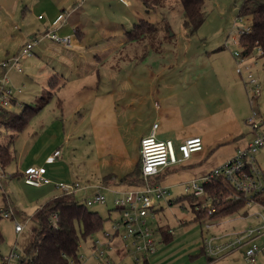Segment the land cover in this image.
Masks as SVG:
<instances>
[{
    "label": "rangeland",
    "instance_id": "rangeland-1",
    "mask_svg": "<svg viewBox=\"0 0 264 264\" xmlns=\"http://www.w3.org/2000/svg\"><path fill=\"white\" fill-rule=\"evenodd\" d=\"M30 1L0 0V63L19 55L22 44L32 43L34 54L19 60L22 74L9 70L5 77L11 76V88L18 86L22 95L38 96L37 91L46 85L40 74L47 67L39 49L43 44L53 45V41L44 37V21L37 20L36 16H45L44 11L60 5L70 13L74 8H81L79 5L83 2L36 0L34 12ZM204 3V22L195 35L187 36L178 0H162L152 9H146L139 0H130L128 7H122L117 0H85L83 7L89 11L86 12L89 22L82 32L87 51L80 49V53L86 55L92 76L88 74L86 79L83 76L71 81L76 86L75 91H80L78 94L67 95L63 90L65 100L75 97L82 102L81 113L85 119L82 124L71 118L65 122L67 140L60 142L55 152L58 165L49 173L52 183L78 181L81 187L91 190L103 177L111 176V172L119 179L123 173L117 174L113 167L123 160V153L127 156L123 162L129 170H135L140 163V139L150 134L153 124H157L156 138L170 140L177 156V147L186 138L197 136L202 141L201 152L192 153L190 159L176 165L160 168L159 183L168 188L169 195L159 201L161 207L155 213L152 227L166 229L172 235L170 241L163 242L161 235L156 234L160 243H157V253L149 256V264H249L243 250L229 254L231 256L211 258L200 254L199 248L202 233L203 237L214 236L220 241L232 239L235 232L255 224L249 214L259 212L260 208L254 204L249 209L242 208L206 231L204 226L210 221L196 222L191 207L192 202L202 200L205 194L196 200L184 191L188 181L227 163L256 134L264 135V124L254 134L246 123L252 110L258 112L256 121L264 117V54L257 48L246 57L240 54L238 34L249 26L248 19L239 16L241 0H206ZM140 20L153 24L156 31L128 42L124 32ZM29 27L33 28L34 37L26 33ZM64 27L68 29V23ZM59 34L60 37L71 36L72 41L75 38L72 34ZM234 52L239 58L234 57ZM2 75L0 69V79ZM250 79L259 85L256 95L252 93ZM65 82L64 87H69L71 82L67 78ZM85 84L91 87L88 101V93L83 90ZM59 86L63 87L62 82ZM64 105L66 114L70 113L68 102ZM15 106L11 108L12 113L20 110L14 109ZM9 131L0 124L1 139L7 133L6 140L10 141L14 133ZM254 158L264 172V144L257 149ZM12 166L10 163L3 171L0 168V208L9 201V208L15 212L14 218L0 215V264L2 257L11 251L18 258L23 256L32 235L35 210L59 194L52 185L26 187L23 178L14 174ZM84 191L77 190L74 198L80 200ZM98 192L105 196V204H95L90 209L105 218L103 230H107L120 215L114 208L112 194L102 188ZM16 224L22 226L19 233L14 230ZM97 237L102 238L101 232L92 239L80 240L79 256H90L91 241ZM160 252L165 257L163 263L158 260ZM143 257L137 255L139 261L136 262L135 256L129 255L122 264H139ZM18 258L12 262H18ZM255 264H264V258H257Z\"/></svg>",
    "mask_w": 264,
    "mask_h": 264
},
{
    "label": "built area",
    "instance_id": "built-area-1",
    "mask_svg": "<svg viewBox=\"0 0 264 264\" xmlns=\"http://www.w3.org/2000/svg\"><path fill=\"white\" fill-rule=\"evenodd\" d=\"M127 5V0H119ZM39 19L41 16L38 17ZM242 30L239 31V34ZM238 34V35H239ZM44 37L61 45L70 47L71 39L68 36L60 37L55 33L53 27H50L44 33ZM32 43H26L19 55L13 56L0 63V69H7L11 66L20 71L19 60L22 57L31 55ZM259 51L260 49L257 48ZM261 52V51H260ZM234 57H238L234 52ZM241 62V61H240ZM239 62V63H240ZM6 72V71H5ZM5 72L0 79V112L1 110L11 109L16 103L13 98V91L7 85ZM252 93H259V85L254 79H250ZM258 112L252 110L251 117L246 123L249 125L251 132L254 134L259 132L261 125L264 124V117L258 118ZM157 124H153L149 135L140 139L139 155H140V173L141 185L135 188L115 189L96 185L91 194L85 196L84 202L86 206L92 207L95 204H105V196L98 192L99 188L109 190L113 196V205L120 215L117 221H114L109 229L101 232L102 238H95L91 241V254L89 257L79 256V261L75 263L70 261L69 264H122V260L129 255L135 256V261L139 259L137 255H144L141 264L148 261L150 255L157 251L156 230L152 227V221L155 219L156 211L161 207L159 201L169 195L166 186L159 183L161 175L160 168L176 165L177 163L190 159L192 153L202 151V141L199 137H191L185 139L177 147L178 156L175 154L174 146L170 140H159L155 136ZM264 144V135L256 134L254 139L247 143L243 149H238L235 155L227 161V163L214 167L210 172L196 179H191L184 186V191L189 192L194 197H202L205 194L204 186L216 177H220L229 184L234 191L231 196L232 200H243L244 209L251 208V205H257L260 211L249 214L255 219V224L242 229L233 234L232 239L220 241L219 238L203 237L200 248L207 257L219 258L220 256L230 254L232 252L243 250L244 259L249 264H255L257 258H264V204L256 199V195L262 194L264 191V181L262 180L261 170L256 164L254 154L257 149ZM55 155L48 157V162L53 161ZM23 181L26 185L39 187L51 183L46 177L44 167H29L23 173ZM54 188L59 191V195H72L81 187L78 181L72 182H56ZM87 187V186H86ZM0 189L2 185L0 184ZM207 209L208 217L215 213V206L211 199H206L200 206ZM5 218H14L15 212L9 207L4 208L1 214ZM52 220L56 221V216H52ZM204 228L206 231L219 220H205ZM214 221V222H213ZM202 222V221H201ZM16 233L22 230L20 224L14 227ZM18 258V255L11 251L6 257H2V264H16L12 260ZM115 258V259H114ZM19 259V258H18ZM117 260V262H115Z\"/></svg>",
    "mask_w": 264,
    "mask_h": 264
},
{
    "label": "trees",
    "instance_id": "trees-1",
    "mask_svg": "<svg viewBox=\"0 0 264 264\" xmlns=\"http://www.w3.org/2000/svg\"><path fill=\"white\" fill-rule=\"evenodd\" d=\"M84 1L81 0V3ZM139 1L146 9H152L159 5L162 0ZM178 1L182 8V27L187 36H193L206 18L204 10V2L206 0ZM239 16L245 17L249 21V26L238 35L241 56L246 57L255 48H259L261 53L264 54V0H241ZM156 29L148 21L140 20L138 24L133 25L131 30L124 32V37L128 42H133L148 34H153ZM78 32L76 31V34ZM49 86L51 88L56 86V79L52 78ZM48 99L49 97L45 94L44 97L37 99L36 106L24 107L19 113L9 114L5 110H1L0 124H4L19 133ZM10 161L7 147L0 146V166L4 168ZM261 174L264 181L263 170H261ZM140 176L139 164L135 170L126 174L118 181H115L112 176H106L103 179V183L109 184L112 182L121 184L125 188H135L139 187L142 183ZM204 191V198L191 204L196 222L220 220L234 215L244 208V201L242 199H231V196L234 195L233 188L220 177H216L208 182L204 186ZM190 196L196 200L200 198L193 195ZM208 198L211 199L216 210L211 217H208L205 207H200ZM84 199L85 197L77 201L74 198V194L59 195L37 208L32 216L34 223L32 235L23 256L18 259L17 264H69L70 261L77 263L79 261L80 240L92 239L93 235L102 232L105 222V218L97 211L86 206ZM256 199L264 204V191L262 194L256 195ZM1 211L0 209V214ZM53 215L56 216V221L52 220ZM161 233L163 242L171 240L172 233H169L166 229L161 230ZM199 251L200 254L206 256L202 248H199ZM141 264H148V262L144 261Z\"/></svg>",
    "mask_w": 264,
    "mask_h": 264
},
{
    "label": "crops",
    "instance_id": "crops-1",
    "mask_svg": "<svg viewBox=\"0 0 264 264\" xmlns=\"http://www.w3.org/2000/svg\"><path fill=\"white\" fill-rule=\"evenodd\" d=\"M30 2L33 3L32 9L35 12V9L37 6L36 3H38V2L36 0H35V3L32 0ZM127 2H128V4L126 6L125 4H123L122 2L117 0V3L122 5V7L123 6L128 7L130 5V0H127ZM84 4H85V1L83 2L82 5H79V7H81V8H76V9L74 8L73 11H71L70 13L65 11V9L62 8V6L60 5L61 10H60V6H59V8L54 7L49 12L44 11L43 13L45 14V16H41L40 14H38L36 16L37 20L44 21V24H43V27L45 28L44 32L49 30L50 27H53V30L55 31L56 34H59L61 32L62 34L64 33L63 35L72 34L75 37L74 40L72 41V37L70 36V39H71V46L70 47L61 45V44L56 43L54 41H53V45H51V44L44 45L43 44L40 47V49H39L40 55L44 59V61L47 62V67H46V71H45V69H43L44 72L40 74L41 76H44L43 81L46 83V85H45V88H43L41 91H37L38 96H36V95L32 96L30 94L22 95V91L20 89H17L18 86L16 88H13V89L11 88L12 87L11 85H13V82L10 79L11 76L9 78H7V85L6 86L13 91V93H14L13 98L18 103V105H16L14 109L20 108L19 112L22 111V109L24 107H27V106L29 107V106H33V105L36 106L37 99L44 97L45 94H47V96L49 97L47 102L39 109V111L35 114V116L32 118V120L29 121V123L25 126V128L22 131L17 133L14 130L9 128L11 130L9 132L14 133V135H10L11 136V137H9L10 141L6 140V137L9 135L7 133H6L4 138H2V139L0 138V146H6L7 147L8 154H9L10 160H11L10 163H13L12 169L14 170V174H16L20 178H22L24 171L29 167H44L46 170V177L49 178L50 177L49 173L52 174L51 170L53 169V166L57 167L58 163H55L57 160L56 156H55L56 158L51 162H48L46 159L48 157L55 155V152L57 150H59L58 144H60V142L66 143L67 139L65 138V136L67 137V134H65L64 129H63L65 122L73 119V122L78 121L81 124H82V122L84 123L85 117H83V113H81L82 109H84V106L81 105L82 102H80L75 97L72 98L69 96L68 97L70 99L68 98L69 100H65L66 99L65 96H63L64 95L63 90L66 91L67 95L69 93L70 94L71 93H76V94L80 93L79 90L75 91L76 86H75L74 82H71V81H75V79H78L79 77H83V76L86 79V76L88 74H90V76H92V71L88 70L89 62L87 60L86 55L80 53V49H84V47H85L84 46L85 45V41H84L85 38H84V34L82 32V29L85 28V26L88 25L87 23L89 22L88 21L89 16L86 14V12H89V11H87L83 7ZM25 8H27V7H25ZM72 14H75V15H72ZM39 16H41L40 19L38 18ZM67 23L69 25V28L63 29V28H65L64 26ZM27 29H30V31H27L26 33L33 34L32 37H34L35 34L33 33V28L29 27ZM76 31H79L78 34H76ZM66 33H68V34H66ZM24 45L25 44H22L21 46L23 47ZM45 46H47V48H48L47 50H45ZM49 47H51V50L49 49ZM84 50L87 51L86 49H84ZM20 51H21V49L17 53H20ZM32 51H33V47L31 49V55L34 54ZM30 56L23 57V58H29ZM52 61L54 62L53 64H52ZM50 63H51V65H49ZM1 70H2V74H3L4 70H6V69H1ZM8 71L10 73L15 72L19 75L22 74L21 68L19 71L17 68H15L13 66L9 67L6 70L5 74L8 73ZM80 72L82 73V76H79ZM75 74L77 75V77L75 76ZM52 78L56 79V86H54L53 88H51L49 86L50 80ZM57 78H60L59 81L57 80ZM66 78L68 81L71 82L69 84V87H64L66 84V82H65ZM9 79H10V81H9ZM61 82L63 84V87L59 86V84ZM89 89H91L90 86H87L86 84H85V86H83V90H85L86 93H88V95L86 96V97H88L87 101L90 98ZM73 90L75 92H73ZM75 99H77V101H75ZM64 100L68 102L67 108L71 110V112L68 114H66V112H65L66 106L64 105L65 104ZM12 110L13 109H5V111L8 112L9 114L12 113ZM2 125L5 126L4 124H2ZM89 125H90V122H89ZM5 127L8 128L7 126H5ZM13 136H15V137L13 138ZM0 137H1V132H0ZM194 137H197V136H194ZM189 138H191V137H189ZM67 144H68V141H67ZM16 148H18V149L16 150ZM123 154H125V153H123ZM123 154L121 155V157L123 160H126L127 156L123 155ZM123 160L121 162L117 163L115 165V167H113V169H115L117 171V174L120 171H121V173H123L122 176L118 177L119 179L131 172V170H129V166H127L126 163L123 162ZM10 163L8 165H10ZM123 166H124L125 170H123ZM0 168L2 171L4 170L1 166H0ZM111 176L114 178L115 181L119 180V179L115 178V175L112 172H111ZM103 179H104V177H103ZM103 179L97 185H102L103 187H110V188L112 187L115 189H127L124 186H122L121 184H117V183L111 182L109 184H104ZM53 184L54 183L51 182L50 184H47V185H43V186H39V187H34V186L32 187V186L26 185L24 183V185L26 187H29V188H41V187H46L49 185H52L54 187ZM84 187H85L84 188L85 193L82 195V198L85 197L87 194H91L93 191H95V189L93 187L90 188L91 190H88V187H86V186H84ZM102 189H104V188H102ZM107 191H109V190H107ZM57 196H59V194ZM57 196H54L53 198H55ZM8 202L9 201H5V203H4L5 208L9 207ZM4 207L0 208V209L2 210V209H4ZM161 230H165V229L157 227L156 234L159 233L161 235V238H162ZM168 232L170 233V231H168ZM157 243L159 244L160 242L157 241ZM156 253H157V251H156ZM232 253H235V252H232ZM232 253H230V254H232ZM227 255H229V254H227ZM229 256H231V255H229ZM164 258L165 257L163 255V252L162 253L160 252V254H158V260L162 261L161 263H163ZM147 262L149 264V260Z\"/></svg>",
    "mask_w": 264,
    "mask_h": 264
}]
</instances>
